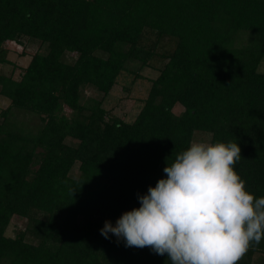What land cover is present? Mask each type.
Listing matches in <instances>:
<instances>
[{
  "label": "trees",
  "instance_id": "16d2710c",
  "mask_svg": "<svg viewBox=\"0 0 264 264\" xmlns=\"http://www.w3.org/2000/svg\"><path fill=\"white\" fill-rule=\"evenodd\" d=\"M8 41L46 50L0 72V264H171L100 229L199 139L236 142L234 171L264 197V0H0L1 65ZM132 62L158 74L126 120L103 103ZM238 264H264V239Z\"/></svg>",
  "mask_w": 264,
  "mask_h": 264
},
{
  "label": "clouds",
  "instance_id": "9594fccd",
  "mask_svg": "<svg viewBox=\"0 0 264 264\" xmlns=\"http://www.w3.org/2000/svg\"><path fill=\"white\" fill-rule=\"evenodd\" d=\"M236 142H198L178 153L166 178L138 195L140 206L123 212L101 235L126 246L167 253L171 264H238L264 239V197L255 198L234 171Z\"/></svg>",
  "mask_w": 264,
  "mask_h": 264
},
{
  "label": "rangeland",
  "instance_id": "374dc122",
  "mask_svg": "<svg viewBox=\"0 0 264 264\" xmlns=\"http://www.w3.org/2000/svg\"><path fill=\"white\" fill-rule=\"evenodd\" d=\"M5 46L7 47L6 56L10 63L5 65L0 64V72L12 75L15 79H18L21 76L20 74L26 68L35 52L46 50L45 46L40 47L37 43L29 41L26 42L24 46L13 41H8L5 43ZM61 58L64 62L71 64L76 58V53L65 52ZM136 68V62L128 63L127 70L120 73L116 84L103 103L109 112L126 120L132 119L137 113L140 100L144 99L147 95L150 79L158 74L157 70L153 68L145 67L139 70L140 72H136ZM258 69L259 71L264 72V60L259 65ZM137 73L138 75L135 76ZM85 95L95 99L101 98V93L94 90L91 86L87 87ZM8 105L9 100L0 95V111L5 109ZM181 110V106L178 105L173 108V111L176 113ZM64 113L68 115L69 111L64 109ZM21 118L29 120V123H37V118L34 116H29L28 118L23 116ZM197 141L205 142L200 139ZM65 142L73 146L77 144V140L68 137L65 139ZM77 167L78 164L76 163L69 173L71 176L77 173ZM22 225L23 221L20 218L15 216L12 217L6 229V235L13 236L15 229Z\"/></svg>",
  "mask_w": 264,
  "mask_h": 264
}]
</instances>
